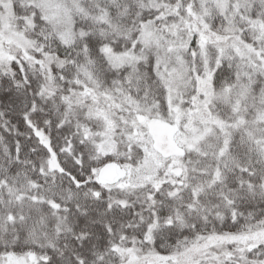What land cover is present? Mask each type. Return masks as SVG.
Returning a JSON list of instances; mask_svg holds the SVG:
<instances>
[{
    "label": "snow or ice",
    "instance_id": "snow-or-ice-1",
    "mask_svg": "<svg viewBox=\"0 0 264 264\" xmlns=\"http://www.w3.org/2000/svg\"><path fill=\"white\" fill-rule=\"evenodd\" d=\"M0 264H264V0H0Z\"/></svg>",
    "mask_w": 264,
    "mask_h": 264
}]
</instances>
